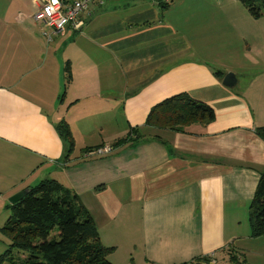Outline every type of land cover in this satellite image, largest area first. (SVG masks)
Returning <instances> with one entry per match:
<instances>
[{"label": "crops", "instance_id": "obj_1", "mask_svg": "<svg viewBox=\"0 0 264 264\" xmlns=\"http://www.w3.org/2000/svg\"><path fill=\"white\" fill-rule=\"evenodd\" d=\"M102 1L78 31L48 40L34 18L44 0H0V223L11 197L53 179L79 197L114 248L112 264H217L251 237L248 208L264 168L255 133L264 100L235 91L238 74L225 87L234 68L214 53L228 34L220 28L232 32L236 20L224 0H173L166 10ZM181 93L209 105L215 121L186 133L144 128V141L114 146ZM63 121L75 141L68 155ZM96 147L109 152H87Z\"/></svg>", "mask_w": 264, "mask_h": 264}, {"label": "trees", "instance_id": "obj_2", "mask_svg": "<svg viewBox=\"0 0 264 264\" xmlns=\"http://www.w3.org/2000/svg\"><path fill=\"white\" fill-rule=\"evenodd\" d=\"M256 19L264 16V0H239ZM158 0V7L168 6ZM220 79L223 74L216 73ZM71 82L69 63L65 66V86ZM216 119L214 110L188 93L172 96L154 106L143 127L132 128L129 134L114 143L115 147L144 141V128L186 133V128L198 124L207 126ZM59 131L67 146V155L75 149L69 126L62 122ZM264 140V126L255 129ZM96 148L87 149V152ZM10 216L2 228L9 240L0 255V264H112L113 247L101 243L98 228L79 197L53 179L41 181L27 196L9 205ZM252 238H264V168L260 173L255 195L248 208ZM23 253L15 256L14 252Z\"/></svg>", "mask_w": 264, "mask_h": 264}, {"label": "rangeland", "instance_id": "obj_3", "mask_svg": "<svg viewBox=\"0 0 264 264\" xmlns=\"http://www.w3.org/2000/svg\"><path fill=\"white\" fill-rule=\"evenodd\" d=\"M223 4L226 8H221L222 11L231 14L232 18L236 20V25H234L235 29L232 32L228 31L226 27L220 28L222 32L227 31L228 34L223 37L222 41H219L214 52L218 53L221 51V54L216 55L217 61L221 64L232 66L235 73H229L233 75L238 74L240 82L234 88L235 91L240 92V94L247 98L256 96L260 102H263L264 16L259 19L253 18L239 0H224ZM82 16L83 14L80 17V22ZM219 16H221L220 13ZM229 53H231V57L228 56ZM151 133L156 134L155 131ZM142 134L145 139L150 136L149 132H142ZM5 215L10 216V211ZM5 223H0L2 224L0 225V255L6 251L9 243V240L2 233ZM237 245H239L238 250L234 247H229L226 252H221L222 254L216 259L217 264H264L263 237H250ZM14 254L15 256L23 255V253L17 251ZM215 263L216 261L214 260Z\"/></svg>", "mask_w": 264, "mask_h": 264}, {"label": "built area", "instance_id": "obj_4", "mask_svg": "<svg viewBox=\"0 0 264 264\" xmlns=\"http://www.w3.org/2000/svg\"><path fill=\"white\" fill-rule=\"evenodd\" d=\"M158 5V0H154ZM44 5L35 13L34 18L42 22L51 33H44L48 40L53 35L63 32L68 27L78 31L82 26L80 17L87 12L92 5H102V0H44ZM164 4L170 3L171 0H162ZM91 153L106 154L109 149H95Z\"/></svg>", "mask_w": 264, "mask_h": 264}, {"label": "water", "instance_id": "obj_5", "mask_svg": "<svg viewBox=\"0 0 264 264\" xmlns=\"http://www.w3.org/2000/svg\"><path fill=\"white\" fill-rule=\"evenodd\" d=\"M223 85L228 88H233L237 84V78L232 73H228L223 78ZM29 193V190L21 191L17 194H15L13 197L10 198V203L12 205L18 203L20 200H22L25 196H27Z\"/></svg>", "mask_w": 264, "mask_h": 264}]
</instances>
